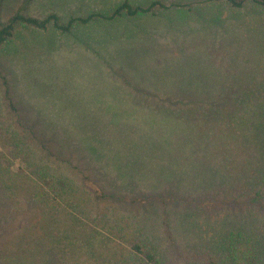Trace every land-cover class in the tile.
Returning a JSON list of instances; mask_svg holds the SVG:
<instances>
[{"label":"rangeland","instance_id":"1","mask_svg":"<svg viewBox=\"0 0 264 264\" xmlns=\"http://www.w3.org/2000/svg\"><path fill=\"white\" fill-rule=\"evenodd\" d=\"M124 2L146 11L109 19ZM17 12L92 18L0 46V264H264V0H0Z\"/></svg>","mask_w":264,"mask_h":264},{"label":"trees","instance_id":"2","mask_svg":"<svg viewBox=\"0 0 264 264\" xmlns=\"http://www.w3.org/2000/svg\"><path fill=\"white\" fill-rule=\"evenodd\" d=\"M228 2H230L232 5L234 6H238L240 7L242 5L243 0H227ZM153 5V4H152ZM125 10V12L128 15H133L135 13L138 12H145L146 10H143L141 8L135 7L133 8L131 5H129L127 2H124L123 4L119 5L117 9H115V11L113 12V14L109 17V19H113L115 16H117L118 14H120L121 11ZM92 18V16H89L87 18H77V19H71L70 21L67 22V24H60L58 23V18L57 16L51 14L49 15L47 18L45 19H37L31 16H24L22 14H20L19 12L15 13L14 16H12L8 22L4 25L0 24V46H2L6 40L12 35V31L14 30L15 26L17 24H23L32 28H36V29H45L46 25L50 22L53 23V26L56 29H59L61 31L67 32L68 30H70L71 25L74 21H80L83 23H86L87 21H89ZM4 80V79H3ZM5 98L8 100L9 105H12V101L9 97L8 94V89H5V93H4ZM0 136H2L4 133L0 131ZM0 144L2 145V143L0 142ZM7 151H10V147L6 146L5 148ZM0 165L7 169L10 170V163L1 158L0 157ZM29 170L27 171L26 168V172L22 169L19 168V173L24 174L25 176H28L31 179H34L38 182H41L44 187L46 186L47 188H49L50 191L52 192H57L56 190H60V186L58 183H62L61 181L57 180L58 182L54 181L53 179L50 178H46V176L44 175L43 171H41L38 167H31L29 166ZM96 188H94L95 190ZM97 196L101 197L103 195H101L102 193H99L100 191H97V189L95 190ZM39 201V200H38ZM133 202H146V199H135L133 200ZM132 248L134 249V251L138 254H140L142 256V258L146 259L149 262H155L157 263V261L155 260V256L154 254L150 253V251H147L146 248H144L143 246L139 245V244H135L132 246ZM148 248V247H147ZM16 261V260H14ZM24 262H28V264H36L33 263V261L30 260H26ZM226 264H240V262L237 261V259L230 255L229 259H227ZM246 264H256V259L254 256H248L246 257Z\"/></svg>","mask_w":264,"mask_h":264}]
</instances>
